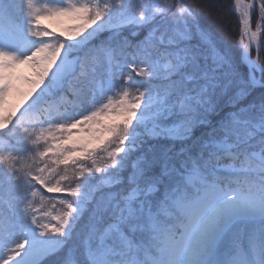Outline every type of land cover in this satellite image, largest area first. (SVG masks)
<instances>
[{"label":"snow or ice","instance_id":"snow-or-ice-1","mask_svg":"<svg viewBox=\"0 0 264 264\" xmlns=\"http://www.w3.org/2000/svg\"><path fill=\"white\" fill-rule=\"evenodd\" d=\"M212 11L0 0V264H264V0Z\"/></svg>","mask_w":264,"mask_h":264},{"label":"trees","instance_id":"trees-1","mask_svg":"<svg viewBox=\"0 0 264 264\" xmlns=\"http://www.w3.org/2000/svg\"><path fill=\"white\" fill-rule=\"evenodd\" d=\"M190 3L195 4L198 8H211L212 11V16L215 17L217 15V9H227L228 5L231 3V0H189ZM225 22H227L228 20H234L235 14L232 12H225ZM208 23H212L213 20H208ZM48 23H52L54 27L57 28L58 31L63 30V28L65 27L64 23H57L55 21L52 22H48ZM229 37L232 40L236 39V34L233 30H229ZM28 88V85H27ZM27 88L24 90L26 91Z\"/></svg>","mask_w":264,"mask_h":264},{"label":"rangeland","instance_id":"rangeland-1","mask_svg":"<svg viewBox=\"0 0 264 264\" xmlns=\"http://www.w3.org/2000/svg\"><path fill=\"white\" fill-rule=\"evenodd\" d=\"M21 73L24 75H31V69L27 66H21ZM26 88L27 84L21 81L19 93H13L9 97V105L14 106L15 104H18L23 99V92Z\"/></svg>","mask_w":264,"mask_h":264}]
</instances>
